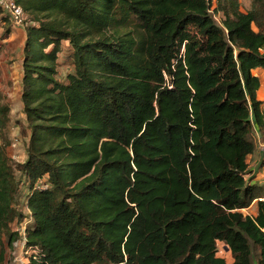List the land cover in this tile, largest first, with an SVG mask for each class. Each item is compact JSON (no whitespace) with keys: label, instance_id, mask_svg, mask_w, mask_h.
Returning <instances> with one entry per match:
<instances>
[{"label":"trees","instance_id":"obj_1","mask_svg":"<svg viewBox=\"0 0 264 264\" xmlns=\"http://www.w3.org/2000/svg\"><path fill=\"white\" fill-rule=\"evenodd\" d=\"M15 1L38 25L22 57L23 161L6 152L0 104V264L28 218L26 264H264V182L247 178L264 0Z\"/></svg>","mask_w":264,"mask_h":264},{"label":"crops","instance_id":"obj_2","mask_svg":"<svg viewBox=\"0 0 264 264\" xmlns=\"http://www.w3.org/2000/svg\"><path fill=\"white\" fill-rule=\"evenodd\" d=\"M15 29L20 31V28L14 26ZM13 33L10 31L8 33V36L10 37H4L2 41L6 43V41L10 38L13 39ZM17 49V46L13 44H7L6 47L0 52V100L5 101L6 104L9 106V122H8V133L7 137L10 141V143L6 146V152L9 156L12 158L16 157L15 153L13 154L9 153L10 147L12 148V144H15V142L19 139H21L22 136V130H27L29 132V129L27 128V122L25 120L26 114L23 110V103H22V89H23V66L22 61L19 63L15 61L17 56L15 55V50ZM14 59L12 64H8V61H5V59ZM253 73L257 75L261 79V86L259 89L256 90V98L260 101H262L261 107L264 108V67H258L256 69H253ZM15 119L12 123V119ZM254 122V121H253ZM253 138L255 142V148L254 151L247 157V162L249 165V173L247 175V178L250 179V182H264V165H263V156L260 151V148L258 146V139L259 135L264 133V128L260 129L255 122L253 123ZM15 138L17 140H15ZM25 154L26 158V153ZM24 158V159H25ZM23 159V160H24ZM21 160V161H23ZM254 208V214H257V201H254L248 209ZM247 209V208H246ZM18 224L15 220L11 223V228L13 229L14 225ZM5 261L7 262V259L5 258Z\"/></svg>","mask_w":264,"mask_h":264},{"label":"rangeland","instance_id":"obj_3","mask_svg":"<svg viewBox=\"0 0 264 264\" xmlns=\"http://www.w3.org/2000/svg\"><path fill=\"white\" fill-rule=\"evenodd\" d=\"M240 1V6L243 10H247L250 6V0H239ZM215 19L220 22L221 19V13H214L213 14ZM25 25L24 27H18L20 28V31L17 32V30L15 29V27L13 26V24L11 23V20L9 19V16L7 15V13L5 12V10L3 9V7L0 5V52L6 47L7 44H15L17 46V49L14 48L15 50V55L17 56V58L15 59V61H17L18 63L20 61H22V57L24 54V48H25V41H26V32L27 29L30 25H38V21H35L34 19H32V17L29 14L25 13ZM129 28H132L129 26ZM254 28H256V26L254 25ZM8 30L12 31L13 33V39L10 38V40L8 39L6 41V43H4L2 41V39L5 37H10L8 35H6L8 32ZM52 45L49 46V48H51ZM58 57V62H57V78L59 81L61 82H66L67 81V75L70 72L74 71V64H73V48L71 46V43L69 42L68 39H63L61 41L60 44V51L57 54ZM5 61H8V64H12V62L14 61V59H5ZM23 66V65H22ZM0 104H6L5 101H1L0 100ZM15 119H12V123ZM28 128V127H27ZM8 129L5 130L8 133ZM5 131L1 134V138H2V142L4 143V139H5ZM261 135V134H260ZM15 140H17L15 138ZM29 141V132L27 130H22V136L21 139L17 140L15 142V144H12V148L10 147L9 149V153L13 154V152L15 153L16 157H14L13 159L17 162H20L21 160H23L25 158V154L26 153V147ZM17 174V178L20 177V173L16 172ZM24 180V179H23ZM23 202V199L22 201ZM21 209L22 211L27 215L28 214V210L27 208H25V206L23 205V203H21ZM243 212L245 213H250V214H254V208L252 209H243ZM30 224V219H25L23 222L15 224L13 229L14 231H17L19 233L18 238L14 241V243L12 244L11 247L7 248L6 251V259L7 262L4 260L3 264H26L27 262V258L25 257V248L23 247V239H22V235H20V230L23 231L24 228L26 226H28ZM20 229V230H19ZM6 239H4L5 241ZM253 248H255L256 252L259 250V246L254 245ZM229 258L230 261H233V254H229V256L227 257ZM259 257L255 256L256 259V263L255 264H259ZM25 262V263H24Z\"/></svg>","mask_w":264,"mask_h":264},{"label":"built area","instance_id":"obj_4","mask_svg":"<svg viewBox=\"0 0 264 264\" xmlns=\"http://www.w3.org/2000/svg\"><path fill=\"white\" fill-rule=\"evenodd\" d=\"M0 5L3 7L5 12L9 16V19L11 20L13 26L24 27L25 14L20 4H18L15 0H0ZM258 146L260 148L262 156L264 157V133L259 135ZM20 235H22V239H23L22 243H23V247L25 248V257L27 258L28 261L29 255L32 252V248L27 247L25 240V228L23 231L20 230ZM231 253H232L231 248L226 242H224L223 240L216 241L215 254L217 257L224 258L228 263H231L233 261H230L229 258H227Z\"/></svg>","mask_w":264,"mask_h":264}]
</instances>
